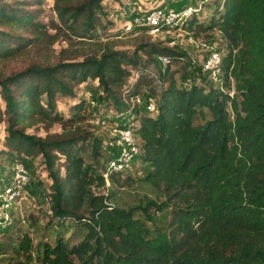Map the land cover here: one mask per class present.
Here are the masks:
<instances>
[{"label":"trees","instance_id":"1","mask_svg":"<svg viewBox=\"0 0 264 264\" xmlns=\"http://www.w3.org/2000/svg\"><path fill=\"white\" fill-rule=\"evenodd\" d=\"M102 3L53 0V15L42 0H0V59L33 45L47 49L63 35L94 44L81 60L36 62L0 77L4 145L43 157L51 211L73 219L71 233L80 238L66 237V226L53 243L34 244L27 231L14 240L17 219L7 209L0 213V264H264V0H201L183 19L181 27L217 37L223 47V55L216 48L220 80L203 77L208 87L177 84L172 64L184 54L163 40L141 38L133 48L102 41ZM88 78L103 90L100 113L91 114L79 94ZM59 96L73 97L69 114L58 109ZM139 96L142 107L133 101ZM127 111L131 118L118 115ZM96 114L132 127L137 176L131 168L111 171L106 183L109 158L93 128ZM54 123L60 130H50ZM37 125L44 136L25 131ZM132 183L136 194L139 187L148 192L135 204L124 198Z\"/></svg>","mask_w":264,"mask_h":264},{"label":"rangeland","instance_id":"2","mask_svg":"<svg viewBox=\"0 0 264 264\" xmlns=\"http://www.w3.org/2000/svg\"><path fill=\"white\" fill-rule=\"evenodd\" d=\"M9 1V0H7ZM201 0H103V7L100 13V18L103 23V27L99 28L101 34V40H114L117 46H125L133 48L140 39H149L153 41L163 40L164 44L177 49L184 54L183 60H178L172 64L174 70V77L179 86L189 87L194 83L204 84L208 87L207 81L203 79L209 78L207 71L204 73L199 69L197 61L205 60L206 50L195 47V44L191 42L190 38L195 41H205L209 44H213L216 48L220 49L221 54H224L223 47L220 40L214 36L194 35L191 31H187L185 28H171L164 30L163 32H148L145 30H137L132 32H124V15L123 12H133L139 8L149 6L152 4L166 3L180 7L186 3L198 4ZM53 0H42L40 7L44 9L46 14H55L51 9ZM34 6V5H33ZM198 16H203L204 11H196ZM45 15V14H42ZM123 22V23H122ZM12 31L22 32L21 29L12 28ZM52 30V29H51ZM136 34H140L136 36ZM94 44L90 41L79 40V38L72 36L71 38L65 35L60 36L51 46L47 49L40 50L37 46L33 45L27 48L23 53L6 59H0V77L11 74L16 71L23 70L32 63L40 62L42 64H54L58 61L69 60H81L85 53L93 51ZM196 61V62H195ZM213 76V75H212ZM214 77V76H213ZM215 81L220 80V76L214 77ZM141 88H145L141 86ZM79 94H83L90 101L89 109L91 114L100 113L103 110V104L105 101L101 100L102 88L99 87L96 80L88 78L84 83L78 86ZM148 97V96H146ZM145 100H147V98ZM72 96H59L56 100L58 109L62 110L65 114H69L70 104L74 101ZM140 107L144 104L139 102ZM155 114V112L153 113ZM94 115H90L93 117ZM121 117L131 118V112L127 111L120 113ZM94 118V117H93ZM117 123V121L115 122ZM94 130L100 134L104 139V157H111L117 152L116 141L113 138V134L108 127H101L94 123ZM51 131L60 130L58 123H54L50 129ZM25 131L37 135L44 136L45 131L40 126L26 127ZM8 133L7 115L4 113V100L0 98V192L4 182L6 183L10 173L12 174L14 164L17 161H23L27 172L29 174L30 184L28 183L22 195L12 202L8 208L9 214L12 210L14 219H17L16 226L11 232L14 240H17V235L22 234L24 231L30 233L33 237L34 244L39 241L47 240L54 242L59 231L66 226H70V231L65 233L66 237H69L73 242L80 240L75 234L71 233L75 229L73 219L63 218L60 215H56L51 211V177L48 175L45 168L43 157L38 154L36 156H26L23 153L17 152L4 145L5 135ZM138 163L134 160L132 163L131 172L132 175L137 176L139 171H136ZM136 183H132L127 187L128 193L124 198L133 202V204L139 202L138 197H142V194H148L145 189L138 188L136 194L133 191V187ZM95 191H101V188H95ZM149 211H156L155 207ZM0 213H5V210L0 205ZM139 216L144 217L148 224L151 223V219L147 214H143L142 210H137ZM63 219H67V224Z\"/></svg>","mask_w":264,"mask_h":264},{"label":"built area","instance_id":"3","mask_svg":"<svg viewBox=\"0 0 264 264\" xmlns=\"http://www.w3.org/2000/svg\"><path fill=\"white\" fill-rule=\"evenodd\" d=\"M200 4V2L198 3ZM197 4V5H198ZM200 7V5H199ZM194 4L186 3L180 7L169 5L166 3L152 4L139 8L133 12H123L124 15V32L145 30L148 32H163L171 28H181L183 19L191 12L197 9ZM123 23V22H122ZM195 47L206 50L205 60L201 61L203 69L214 77L219 75L220 54L213 44L205 41H195L190 38ZM161 63L168 61L167 56L158 55ZM135 102H143L142 97L133 99ZM147 109H154L155 103L149 101L146 104ZM119 112L118 115H120ZM122 114V113H121ZM112 113L107 114L108 118H112ZM92 118L93 122L101 127H108L116 141L117 152L109 157L106 169L103 172L106 183H108V173L111 171H123L132 168L135 157L139 154V146L136 143L131 126H119L118 123H106V116L96 114ZM116 117V116H115ZM30 182L29 174L23 162L17 161L14 164L12 174L8 176L0 192L1 207L7 210L13 201L19 198L25 186ZM30 184V183H29Z\"/></svg>","mask_w":264,"mask_h":264}]
</instances>
